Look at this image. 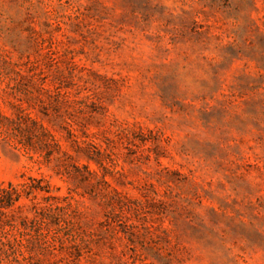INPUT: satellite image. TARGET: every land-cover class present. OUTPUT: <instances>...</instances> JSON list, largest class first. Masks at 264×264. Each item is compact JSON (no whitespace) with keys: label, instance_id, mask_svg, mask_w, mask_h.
Here are the masks:
<instances>
[{"label":"rangeland","instance_id":"obj_1","mask_svg":"<svg viewBox=\"0 0 264 264\" xmlns=\"http://www.w3.org/2000/svg\"><path fill=\"white\" fill-rule=\"evenodd\" d=\"M0 264H264V0H0Z\"/></svg>","mask_w":264,"mask_h":264},{"label":"trees","instance_id":"obj_2","mask_svg":"<svg viewBox=\"0 0 264 264\" xmlns=\"http://www.w3.org/2000/svg\"><path fill=\"white\" fill-rule=\"evenodd\" d=\"M32 188V187H31ZM34 188V187H33ZM42 189V188H41ZM8 193H10V192H6V194H8ZM5 194V195H6ZM18 196V195H17ZM8 197V196H7ZM18 199V197H15V198H12V197H8V198H6V202H7V204H11V203H13L15 200H17Z\"/></svg>","mask_w":264,"mask_h":264}]
</instances>
